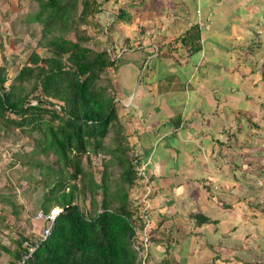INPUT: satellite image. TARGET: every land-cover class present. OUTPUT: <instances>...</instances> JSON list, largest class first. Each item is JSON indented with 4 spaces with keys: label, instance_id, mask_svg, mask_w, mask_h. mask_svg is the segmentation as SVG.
I'll return each instance as SVG.
<instances>
[{
    "label": "trees",
    "instance_id": "trees-1",
    "mask_svg": "<svg viewBox=\"0 0 264 264\" xmlns=\"http://www.w3.org/2000/svg\"><path fill=\"white\" fill-rule=\"evenodd\" d=\"M32 1L38 4V9L26 14L22 22L39 25L38 31L29 33L35 45L25 59H21V65L13 76L9 75L7 65L0 64V123L4 128L12 126L23 132L36 131L40 134L36 142L41 151L35 149L34 154L55 156L51 164L46 165L42 161L34 163L38 168H45L43 172H38L39 180L46 189L41 203L42 214H49L53 207L60 210L44 238L46 221L40 216L44 222L37 234L30 237L19 234L13 250L2 248L12 254L14 261L11 264H18L24 256V264H139L137 251L130 241L133 226L141 227L139 201L131 195L136 184L134 167L137 164L132 161L137 158L132 148L130 155L127 153L129 134L127 117L123 112L126 110L132 116V113L150 106L152 102L146 98L138 103L134 99L128 106L124 105L128 91L117 90L116 83L119 85L120 77L126 78L130 70L134 73L136 70L133 81L139 80L140 84L146 85L156 71L159 82L169 81L166 89L160 86L156 94L164 96L170 87L175 90L177 85H170L174 74H162L164 76L160 77V72L164 73L165 69L161 65H154L172 58L175 61L176 49L166 50L172 43L186 48V51L182 50L184 56L198 52L201 49L202 28L193 24L184 31L171 33L175 37L162 43L157 41V33L144 22L138 25L137 32L133 31L131 36L126 34L124 25L128 28L135 23L131 7L136 0ZM82 24L86 27L81 28ZM251 28L257 29L254 31L257 36L255 32L259 29L264 32V21L254 23ZM162 34L166 36L163 30ZM261 38H245L244 49L249 55L240 54L238 60L225 59L224 74L229 77L234 91L243 98L236 104L216 98L219 102H216L213 114L221 117L218 121L220 136H225L212 138L219 147L216 152L212 150L210 156L214 167L223 164L222 158L217 155L221 150L220 145L232 149L233 144L238 142L234 149H239L241 144L236 141L237 134L246 127L248 132L254 131L255 135L264 136V43ZM87 42L92 45H87ZM37 48L44 49L46 55L37 52ZM177 52L181 54L180 49ZM211 74L215 75V71ZM8 75L12 78L6 85ZM209 76L205 73L203 78ZM213 84L215 86L211 90L217 92L218 84L215 81ZM253 91L254 95L250 96ZM245 100L251 103L244 109ZM176 113L178 117L174 122L178 125L181 112L178 110ZM227 122L229 126L232 125L227 127ZM110 130H115L116 134L111 142L105 143ZM100 154L108 155V159L102 158L101 169L95 171L99 172V179H96L91 164L93 157ZM84 158L90 164V169H85ZM138 158L139 162L144 161L143 154ZM113 164L120 167L119 181L113 182L110 178ZM230 171L227 170L226 178ZM260 175L264 178V169ZM233 176L232 173V184L234 179L239 180ZM246 178L252 181L247 182V186L261 191L260 195H254L246 202L247 208L261 212L257 217L264 222V180L257 185L253 183L255 179H249L247 175ZM202 185H206L207 193L215 191L209 189L205 181ZM221 191L226 192L225 195L232 200L246 198L240 196L237 190L222 187ZM209 196L213 197L212 194ZM4 198L8 196L0 195V203L6 200ZM84 202H88L87 213L81 208L80 203ZM198 204L201 208L200 200ZM230 206L225 198L218 210L231 209ZM152 210L151 206L148 240L152 242V247L147 254L146 264H178L175 253L183 252L181 244H177L182 239L171 234L173 226L161 227L159 216L157 225L153 224ZM215 212L200 209L186 217L192 226L212 224L214 227L213 233L205 234L204 231L190 233L183 228L182 238L191 237L187 244L192 245L195 252L196 246L207 244L214 247L221 243L219 240H225L226 235L220 232L224 225ZM4 215L6 213L0 211V225L6 222ZM251 216L254 218L256 215L251 213ZM237 238L234 245L242 242V237ZM262 240V245H256L255 241L245 242L242 251L248 253L250 249L258 252L264 248V232ZM160 242H164L165 255L159 261H153L152 249ZM138 245L143 248L141 241H138ZM237 250L230 246V252L240 259ZM185 251L188 252L187 249ZM185 258L182 254L181 259Z\"/></svg>",
    "mask_w": 264,
    "mask_h": 264
},
{
    "label": "crops",
    "instance_id": "crops-1",
    "mask_svg": "<svg viewBox=\"0 0 264 264\" xmlns=\"http://www.w3.org/2000/svg\"><path fill=\"white\" fill-rule=\"evenodd\" d=\"M125 1L122 0V2ZM131 8L135 23L128 28L126 25L123 27L126 34L130 36L133 31L137 32L141 22L147 23L146 25L150 26L154 33H157V41L162 43L171 41L172 37H175L171 33L184 31L193 24H198L202 28L199 41L201 49L198 52L184 56L182 53L186 51V48L183 49L179 43H172L166 50L176 49L175 61L173 58L163 60V62L158 61V63L156 61L157 64L154 65H161L165 69L164 73L160 72V77L167 75L166 72L169 69L172 71L175 78L170 81V85L176 84L175 90L170 87L164 96L156 94L158 87L162 86L165 90L169 85L167 83L169 81H158L159 77L155 76L156 71L146 82L148 83L146 85H144L145 83L140 84L139 80L133 81L134 78L129 74L126 78L120 77L121 85H117L118 88L123 89V92L128 91L123 101L126 106L131 104L134 99L138 103L143 102L146 98L150 103L152 102L150 106L132 113V116H129L126 110L123 114L127 117L126 119L131 120L134 126L138 127L136 128L139 135L137 146L141 149L143 158L149 157L152 163L149 172L152 184L157 186L155 191L157 194L154 193L151 199L153 224L157 225L159 216L162 222L161 227L173 226L171 234L182 239L181 242H177L183 249V252L175 253L176 257L181 253L177 262L179 261L178 264H192L188 258L193 257V253L196 252L191 248L192 245L187 244L189 240H192L191 237L182 238L183 228L188 232L191 230L193 233L204 231V234L206 232L213 233L214 228L212 224L192 226L186 217L189 215L187 213L189 203L195 207L199 206L192 195V190L196 189L193 181L200 180L203 184L202 178H209L214 182V179L210 177L212 172L206 170L199 175V169L205 167L203 166L205 154H211L212 150L216 152V148H211L209 151L206 149L207 144H214L213 136L220 135L221 128L218 120L220 121L221 117L213 114L216 102H219L216 98L230 104L237 103L231 100L233 99L232 93L230 95L223 94L224 88H218L217 92L211 90L214 84L208 86V83L204 82L202 78L206 73L208 76L210 75L212 83L215 81L220 84L226 78L229 80L223 71L226 64L225 59L235 58L238 60L240 54L249 55L248 51L244 49L245 40H247L245 38L252 36L243 31L248 29L251 21L262 22L264 0H136ZM211 25L217 27V30ZM162 30L166 36H163ZM169 34H171L170 37ZM178 49L181 50V54L177 52ZM171 63L172 65H170ZM188 63H192V68L183 69V73L180 66L185 67ZM213 71H215V75L211 74ZM178 110L181 112V119L177 125L174 121L178 117L176 115ZM207 111H210L212 116L214 115V121H211ZM216 119L218 120L216 121ZM127 133L129 136L134 134L129 129L128 123ZM204 135L205 139H202ZM160 146L164 148L166 156L158 152ZM203 149H206L205 153H203ZM213 168L216 167L213 165ZM172 170H174V174ZM187 171L189 172L186 174ZM158 177L161 178L158 180ZM184 184H188L186 191L176 192ZM199 194L200 198L203 197V200H206L209 211L219 209L215 201H209L212 197L209 196V193L199 192ZM212 203H214L213 208H211ZM200 206L202 208V200ZM220 223L222 224L221 220ZM186 248L192 252L184 255ZM182 254L186 257L184 260L181 259ZM163 255H165L164 242H160L152 249V260L159 261Z\"/></svg>",
    "mask_w": 264,
    "mask_h": 264
},
{
    "label": "rangeland",
    "instance_id": "rangeland-1",
    "mask_svg": "<svg viewBox=\"0 0 264 264\" xmlns=\"http://www.w3.org/2000/svg\"><path fill=\"white\" fill-rule=\"evenodd\" d=\"M37 9L38 4L32 0H0V64L7 65L9 75L13 76L15 71H17L18 67L21 65V59H25L29 51L35 45V40L29 36V33L30 31H38L39 25L35 22H29V24L23 23L22 19L26 14L33 13L37 11ZM262 21H264V19H262ZM251 22L252 23L248 26V29L243 32L249 33L250 36H254V39L262 37L261 39L264 43V32H261L259 29L255 32L258 33L257 36L259 37H257L254 35V31L257 29L253 30L251 28L254 23L261 22ZM80 27L84 28L86 25L82 24ZM212 28L217 30V27L213 26ZM16 38L19 39V41L16 40ZM86 44L92 45L90 42H87ZM98 48H101L100 45H98ZM36 51L42 54L46 52L44 49L40 48H37ZM44 54L46 55V53ZM191 64L188 63L185 67L180 66L182 72L184 73L183 69L189 70L192 68ZM170 65H172V63ZM166 73L167 75H171L172 71L169 69ZM128 74L134 78L136 70L135 73L130 70ZM9 75L6 85L10 83L12 78ZM251 78H253V76ZM202 80L208 83V86L213 84L211 78L205 77V79L202 78ZM116 85H118V83H116ZM218 85L219 88H224L225 92L223 94H233V99H231L233 102L236 103L243 98L241 94H237L238 92L234 91L233 85H230V81L227 78ZM117 94L120 95L121 93L119 94L118 91ZM253 95L254 91L250 92V96ZM250 103L251 101L247 103L245 100L244 109L248 108ZM207 114L209 115L211 121H214L212 113L207 111ZM217 120L218 119H216V121ZM127 123L131 132L134 133L133 135L128 136L127 142L125 141L129 147L127 153L130 155L131 148L133 149V155L137 159H133L132 163L135 164L136 161H139L138 156L142 153L139 146H137L139 135L137 134L138 129L136 128L138 127L134 126L130 119H127ZM230 126L227 122V127ZM248 131L249 130L246 127L243 132L237 134L236 141H239V144H241L239 149H234L238 142L233 144L232 149H230L227 145H220L221 150L217 153L223 161V164L220 167H216L214 169L213 162L211 163L210 161L211 154H205L203 162V166L205 167L203 169H199V175L201 172H206V170L207 172H212L210 177L214 179V182H212L209 178H202V180L208 185L209 189L215 190L209 192V194L213 195V197H210L209 201H215L216 204L220 206L221 202L227 198L231 204V209L223 208L221 211L217 210L215 212V214H217L216 216L219 217L224 225L220 232L226 235V238H223L225 240L218 239L221 243L215 244L214 247H209L207 244L202 247L196 246V255L193 253V257L188 258L192 264H264V248H261V250L256 253L252 252L250 249L248 250V253L242 251V244L245 242L247 244L251 241H255L256 245L263 243L262 235L264 232V222L263 220H259L257 217V215L261 214V212L256 210L252 211L250 208H247L246 205V202L252 199L254 195H260L261 193L258 189H253L247 186L246 183L252 181L248 180L246 175L249 179H255L253 183L257 185L260 184L259 182L264 180V178L261 177L262 175H260L261 171L264 169V162L258 163L259 161L264 160V136L255 135L254 131ZM115 134V130H110L105 139V143L111 142ZM39 135L40 134L36 131L23 132L18 127L9 126L8 128H4L3 123H0V195L8 196V198H4L6 199L4 202L0 203V211H2V213H6V215H4L6 222L3 221L0 225V264H11L14 261L12 254L4 251L2 246L6 247L9 251L13 250L15 247V241L18 239L19 234H26L28 237L34 233L37 234L44 222L43 218L38 215V212L41 211L43 213L41 203L46 189L45 187L43 188L42 182L39 180L40 177L38 172L39 170L43 172L45 168L41 166L38 168L37 166H34V163L42 161L46 165L51 164L55 159V156L52 154H47L45 156L34 154L35 149L36 151H41L36 142ZM224 136L225 135H218V138ZM204 137L205 135L202 139H205ZM159 148L158 152L162 153L163 156H166L167 154L164 153V148L161 146ZM211 148H216L217 151L219 147L216 143L206 145L207 151L211 150ZM206 149L202 150L203 153H205ZM102 158L108 159V155L100 154L93 157L91 168L95 173L96 179H99V172L95 171L96 169H101ZM144 160H147L145 170L149 172V167L152 166L150 158L148 157ZM83 162L85 169H90V164H87L85 158L83 159ZM168 163L170 164V160ZM115 165L116 164H113L110 167V178L113 182L116 180L119 181L120 175V167ZM230 169L231 171L229 172V177L226 178L225 174L227 173V170ZM188 172L189 171H187L186 174ZM172 173L174 174V170H172ZM232 173L236 178H239V180L234 179L233 184L231 180ZM26 176H28V178H26ZM160 178L161 177H158V180ZM137 182L138 180H136L134 189L131 192L132 196H134L136 192H141L142 187L137 185ZM220 183L222 184L219 185ZM193 184L196 189L192 190V195L194 196L195 201L199 202L200 200L201 203L202 200V208H199L198 205L195 207L189 203L187 205L189 207L187 210L188 214L195 213L200 209L206 210L208 207L206 200H203L204 198H200L199 196V192H207L205 188L206 185H202L200 180L193 181ZM187 186L188 184L182 185V187H179L176 192L186 191ZM262 186L264 187V183H262ZM222 187L229 188L231 191L237 190L239 191L238 193L240 196H245L246 198L241 201H238L235 198L232 200L228 198L229 195H225L226 192L221 191ZM152 188L154 192L151 194L150 203L152 202V195H154L157 186L152 185ZM217 193H219V195ZM11 202L13 205H11ZM80 204L83 211L87 213L88 210L86 205H88V202ZM213 204L214 203H212V208ZM14 211H16V214ZM251 213L256 216L253 218ZM244 227L245 230L243 231ZM189 232L191 233L192 231L189 230ZM237 236L242 237V242L234 245L235 241L238 240ZM230 246L232 249L238 248L237 252L238 256L241 257L240 259L234 256V252H230ZM188 252L186 253L185 251L184 255L188 254ZM177 258H180L179 254H177L176 259Z\"/></svg>",
    "mask_w": 264,
    "mask_h": 264
},
{
    "label": "built area",
    "instance_id": "built-area-1",
    "mask_svg": "<svg viewBox=\"0 0 264 264\" xmlns=\"http://www.w3.org/2000/svg\"><path fill=\"white\" fill-rule=\"evenodd\" d=\"M137 163V164H136ZM136 165L134 167L136 176L138 182L137 185L142 187L141 192H136L134 197L138 198L139 201V215L141 218V227L136 228V226H133V235L130 237V241L132 243V246L135 251H137L136 260L139 262V264H146L147 260V254L149 252V249L152 247V242L148 240V235L150 231V224H151V217H150V197L151 193L153 192L152 185L150 183L149 179V172L145 170L146 161H136ZM60 209L52 208L50 210V213L47 215H43L41 212L39 213V216H43V218L46 221V227L43 229V235L42 238H44L48 232L49 227L53 223V219L55 215L59 212ZM138 241H141L143 244V248L141 249L138 245ZM24 258L23 260H20L18 264H24Z\"/></svg>",
    "mask_w": 264,
    "mask_h": 264
},
{
    "label": "clouds",
    "instance_id": "clouds-1",
    "mask_svg": "<svg viewBox=\"0 0 264 264\" xmlns=\"http://www.w3.org/2000/svg\"><path fill=\"white\" fill-rule=\"evenodd\" d=\"M144 161H147V160H144ZM136 179H137V176H136ZM149 179H150V183L152 184V181H151V175L149 176ZM134 182H136V180H134ZM152 185H153V184H152ZM153 192H154V191H153ZM153 192H152V193H153ZM152 193H151V194H152ZM150 198H151V197H150ZM53 208L59 209V208H57V207H53ZM40 212H41V211H40ZM40 212H38V215H39ZM41 213H42V212H41Z\"/></svg>",
    "mask_w": 264,
    "mask_h": 264
}]
</instances>
